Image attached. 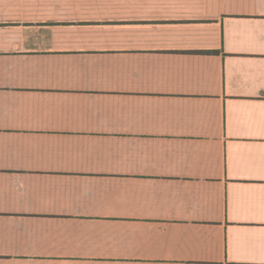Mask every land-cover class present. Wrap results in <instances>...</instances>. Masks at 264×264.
Listing matches in <instances>:
<instances>
[{
  "label": "crops",
  "instance_id": "0c3cea01",
  "mask_svg": "<svg viewBox=\"0 0 264 264\" xmlns=\"http://www.w3.org/2000/svg\"><path fill=\"white\" fill-rule=\"evenodd\" d=\"M0 264H264V0H0Z\"/></svg>",
  "mask_w": 264,
  "mask_h": 264
}]
</instances>
